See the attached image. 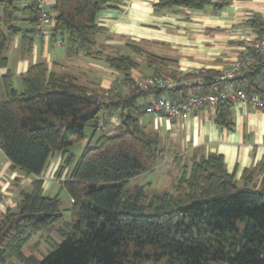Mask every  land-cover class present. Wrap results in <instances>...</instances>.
I'll return each mask as SVG.
<instances>
[{"label": "trees", "instance_id": "obj_1", "mask_svg": "<svg viewBox=\"0 0 264 264\" xmlns=\"http://www.w3.org/2000/svg\"><path fill=\"white\" fill-rule=\"evenodd\" d=\"M234 0H157L155 11L209 7L218 11ZM37 0H0V70L7 66L11 40L20 37L21 56L32 52L37 36L48 34L69 58L96 59V35L105 29L96 22L106 8L123 0H53L45 10L51 24L41 26ZM264 31V23L256 28ZM133 55H145L152 73L165 75L172 60L130 45ZM103 62L121 74L112 88L130 79L139 63L130 55H106ZM203 84L171 89L128 90L105 95L72 77L49 70L44 62L29 65L20 74V89L11 74L2 76L0 150L10 170L34 176L29 190H19L14 209L0 214V264L13 258L21 264H264V175L261 164L246 169L237 180L226 171L220 155L210 153L192 160L189 174L181 173L172 192H134L129 181L151 169L160 156V137L139 123L148 92L180 101L189 93L208 92L219 72L199 70ZM151 74V73H149ZM168 76V75H167ZM116 84V85H115ZM247 99L264 98V56L228 81ZM151 102V101H150ZM233 101L215 107V122L231 123ZM148 104V103H147ZM118 123L112 134L110 115ZM105 127L98 126V120ZM90 135L99 132L93 145ZM86 143L77 156L71 149ZM88 140V141H87ZM59 156L54 177L71 200L65 221L58 195L43 193V174ZM186 171V170H185ZM52 228L57 238L44 237L41 258L23 253L34 235Z\"/></svg>", "mask_w": 264, "mask_h": 264}, {"label": "crops", "instance_id": "obj_2", "mask_svg": "<svg viewBox=\"0 0 264 264\" xmlns=\"http://www.w3.org/2000/svg\"><path fill=\"white\" fill-rule=\"evenodd\" d=\"M156 1L123 0L116 9L106 8L97 14L95 22L105 32L96 35L97 58L88 60L97 62L98 65L93 66L102 70H83L90 74V77L84 75L85 80H81L82 77L75 75L73 70L84 57H67L64 47L60 43H51L47 33L35 38L31 54L24 57L20 53V37H14L6 53L7 66L0 70V98L4 94L1 78L6 72L11 74L14 88L20 89V74L37 62H44L49 70L68 75L88 88L104 89L106 85H112L114 79L121 77L117 70L106 66L104 56L119 53L133 58L130 45L172 60V63L165 65L163 73L179 76L182 81L191 79L194 70L219 72L228 67L230 61L244 49L245 42L255 37L256 28L261 22L264 23V0H234L218 11H212L209 7L155 11L153 5ZM138 57L145 59L144 54ZM152 69L144 60L139 70H132L130 75L149 74L154 72ZM154 98L155 95L148 92L140 101L147 104ZM230 118L228 127L221 126L215 122V109H205L177 120L143 114L139 123L145 131L167 137L173 148H178L190 159L210 153L220 155L226 171L234 173L238 180L246 169L259 164L264 168V112L235 102L230 108ZM115 125L105 127L103 132L112 134ZM98 134H88L90 145L95 143ZM85 143L86 140L80 144L81 150ZM59 159L56 155L49 161L46 170L47 174H52V180L44 172L43 191L51 187L56 179L54 172ZM34 178L17 170L11 171L10 162L0 150V187L9 190L15 184L23 185L28 179L29 187L19 190H29ZM10 208H13V203Z\"/></svg>", "mask_w": 264, "mask_h": 264}, {"label": "built area", "instance_id": "obj_3", "mask_svg": "<svg viewBox=\"0 0 264 264\" xmlns=\"http://www.w3.org/2000/svg\"><path fill=\"white\" fill-rule=\"evenodd\" d=\"M53 0H37V6L42 11L41 26L46 27L51 24L45 10ZM264 56V31L256 34L255 37L248 40L244 44V49L236 55L229 63L228 67L219 71L218 75L213 79V83L208 92L205 93H189L180 101L172 100L163 95L158 97L144 107L146 114L167 118L170 120L184 119L190 113L198 110L210 109L214 110L217 103L226 99L241 104H247L253 109L264 112V98L254 96L247 99L241 90H234L228 84V81L234 78L242 70L251 65L257 58ZM199 70L193 71V77L189 80H180L179 76H167L159 73L136 74L131 75L130 79L123 82L121 87H108L105 89V95L111 93H124L128 90L147 91L149 89H171L178 85L203 84V78L199 76ZM121 82L120 78H116V83ZM118 118L115 114L110 115V124H117ZM99 127H105L103 119L98 120ZM5 192L0 190V213H4L9 205V197Z\"/></svg>", "mask_w": 264, "mask_h": 264}, {"label": "rangeland", "instance_id": "obj_4", "mask_svg": "<svg viewBox=\"0 0 264 264\" xmlns=\"http://www.w3.org/2000/svg\"><path fill=\"white\" fill-rule=\"evenodd\" d=\"M133 58L136 59L137 62H139V65H141L144 61L140 59L138 56L136 57L133 55ZM94 64L98 65L97 62H93L85 58L80 59L76 65L78 67H75V69H73L75 75L82 77L81 80L82 79L85 80L84 75L90 77V74H88L87 72L85 73V71L83 70H94L95 68L98 70L99 69L102 70L99 67L97 68L93 66ZM108 87H112V85L108 84L106 85V87H104V89H107ZM148 133H156V132L148 131ZM86 134L87 136L88 134H90V129L86 130ZM159 137H160V156L156 164L151 169L132 178V180L129 181L128 189L131 192H134L137 187H142L145 193L163 192V191L172 192L173 187L177 183V180L181 175V173L183 172L189 174V167L193 159L192 158L190 159L188 158V156H185V153H182L178 148H173L169 144L170 140L167 137L164 136H159ZM80 144L74 145L71 149L77 156L82 151L80 149ZM45 173L47 174V170L45 171ZM46 174L44 175L50 177L49 180L51 181L52 174L51 175L50 174L46 175ZM56 181L57 179L53 180L51 187L44 190L43 193L50 197L54 195H58L60 199L59 207L63 213V218L65 221H69L70 214L68 208L70 207L71 200L66 190L63 187H61L60 184H58V181L57 182ZM13 186L14 187L13 188L11 187L9 190L0 187V190L5 192V194H7L6 196L9 197V205L13 203L12 209L15 208V202L18 200L17 192L19 188H28L29 180L27 179L23 183V185L15 184ZM46 236H50L51 238H55L57 241H60V239L57 238V235H55L52 228H47L46 230L42 231L39 235H34L27 241V243L24 245V249L22 250L23 253L25 255H33L36 258L40 259L41 256L47 251V247L43 242L44 237ZM4 264H21V263L11 258L7 260Z\"/></svg>", "mask_w": 264, "mask_h": 264}]
</instances>
